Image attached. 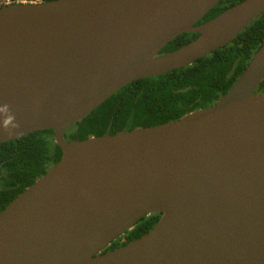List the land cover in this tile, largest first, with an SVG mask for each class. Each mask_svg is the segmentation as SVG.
Here are the masks:
<instances>
[{"label": "water", "instance_id": "obj_1", "mask_svg": "<svg viewBox=\"0 0 264 264\" xmlns=\"http://www.w3.org/2000/svg\"><path fill=\"white\" fill-rule=\"evenodd\" d=\"M0 7V144L52 130L61 159L0 212V264H264V42L230 90L178 120L66 140L137 80L192 65L264 11L243 0ZM184 33L197 37L160 54ZM144 235L113 250L146 216Z\"/></svg>", "mask_w": 264, "mask_h": 264}, {"label": "trees", "instance_id": "obj_2", "mask_svg": "<svg viewBox=\"0 0 264 264\" xmlns=\"http://www.w3.org/2000/svg\"><path fill=\"white\" fill-rule=\"evenodd\" d=\"M5 5L7 0H0ZM48 2L52 0H10ZM243 0H222L198 24H203ZM198 34L184 33L160 54L188 44ZM264 42V11L230 43L192 65L129 83L97 109L76 122L66 140L115 135L123 131L162 125L210 107L223 97ZM264 93V80L257 88ZM52 130L36 131L0 144V212L24 190L45 175L62 157ZM152 214L115 240L105 251L146 234L160 219Z\"/></svg>", "mask_w": 264, "mask_h": 264}, {"label": "built area", "instance_id": "obj_3", "mask_svg": "<svg viewBox=\"0 0 264 264\" xmlns=\"http://www.w3.org/2000/svg\"><path fill=\"white\" fill-rule=\"evenodd\" d=\"M1 2V1H0ZM11 3V1L10 0H7L6 2H5V4H10ZM1 5H2V2H1V4H0V7H1Z\"/></svg>", "mask_w": 264, "mask_h": 264}, {"label": "flooded vegetation", "instance_id": "obj_4", "mask_svg": "<svg viewBox=\"0 0 264 264\" xmlns=\"http://www.w3.org/2000/svg\"><path fill=\"white\" fill-rule=\"evenodd\" d=\"M194 34H197V33H194Z\"/></svg>", "mask_w": 264, "mask_h": 264}, {"label": "rangeland", "instance_id": "obj_5", "mask_svg": "<svg viewBox=\"0 0 264 264\" xmlns=\"http://www.w3.org/2000/svg\"><path fill=\"white\" fill-rule=\"evenodd\" d=\"M0 4H1V2H0Z\"/></svg>", "mask_w": 264, "mask_h": 264}]
</instances>
